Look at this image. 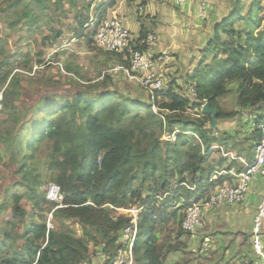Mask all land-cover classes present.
Returning <instances> with one entry per match:
<instances>
[{
    "label": "trees",
    "instance_id": "trees-1",
    "mask_svg": "<svg viewBox=\"0 0 264 264\" xmlns=\"http://www.w3.org/2000/svg\"><path fill=\"white\" fill-rule=\"evenodd\" d=\"M246 1L234 0L229 15L213 24L214 37L203 51L212 53L209 69L198 68L185 76L187 93L192 88L196 94L191 99L170 79L161 90L148 93L140 88L147 95L145 103L139 96L109 90L112 80L105 74L101 81L89 83L88 90L51 97L41 110L28 109L19 75L26 62L8 69L9 58L0 42V85L5 86L0 110L13 112V127L0 136L3 153L17 160L22 178L25 156L47 144L45 153L63 201L56 207L46 201L44 193L32 190L29 199L37 210L47 204L54 206L55 220L75 221L81 229L80 236L63 222L60 231L43 222H33L16 236L3 229L0 264H90L83 261L89 242L96 240L94 234L100 238L101 251L109 256L107 264H112L116 252L126 248L117 241L131 220L121 211L132 207L138 213L131 264H169V254L181 250L178 238L188 234L181 228L188 204L205 200L225 183L222 178L212 179L217 170L209 163L210 149H237L229 133L209 129L210 117L202 113L203 105L217 111V123L231 117L218 99L235 85L237 106L256 112L250 148L263 137L257 127L264 121V9L260 0H254L243 15ZM65 2L77 5L74 0H7L0 3V13L6 20L7 14L13 16L10 29L21 23L28 30L50 28L52 34L42 43L52 47L61 31L55 29L51 12L66 16L68 12L61 10ZM76 19L75 34L88 24L89 16L78 19L77 15ZM239 22L244 23L245 37L234 29ZM220 32L228 40L222 39ZM112 55L125 57L117 63L129 67L127 54ZM40 57L41 52L36 59L41 65ZM72 76L76 82L83 81L80 75ZM17 108L23 111L15 113ZM167 134H174L175 140L165 139ZM20 184L10 187V196L12 214L23 222L25 212L17 206L20 195L13 193Z\"/></svg>",
    "mask_w": 264,
    "mask_h": 264
},
{
    "label": "rangeland",
    "instance_id": "rangeland-1",
    "mask_svg": "<svg viewBox=\"0 0 264 264\" xmlns=\"http://www.w3.org/2000/svg\"><path fill=\"white\" fill-rule=\"evenodd\" d=\"M7 0H0V3H4ZM76 1L77 5H72L70 2H65L61 8L64 11H67V15H62L60 11L51 12V16L53 17L54 21V27L57 30H60L61 32L64 31V36H70L72 34H75L74 28L75 23L77 21L76 17L78 15V19H83L86 16H89L88 24L84 25L83 27H80V29L77 32V35L81 37V41L85 42L89 41L91 44V49L93 52L97 54L104 53L102 51H99L93 43L92 39V31L93 28L89 27L92 23V21L98 18V14L100 11H95L97 9V5H102L105 3L106 0H74ZM212 3L209 6V0H208V7H207V13H205V18L203 20L199 19L198 17L195 18H189L192 20V23H196L201 26L202 28V42H197L193 40L195 37L196 30H199L197 27H194V24L191 25V31H195L194 33H188V29L184 27L181 30V38L187 37V41L191 39L192 42H196V50H188L186 51L187 56H195L192 57V65H194L192 68L194 70L200 68L204 70H208L210 64L212 63V53H206L204 54V48L206 43L209 39H212L213 32H212V23L219 22L222 18H225L229 15L230 8L232 5V2L234 0H211ZM254 0H248L246 1V4L243 8V15L246 14L248 5ZM261 1V6L264 9V0ZM218 10V12H217ZM216 18H214L215 13ZM209 14V18L208 15ZM11 14H7V20L6 15L3 13H0V42L2 43L3 50L5 51V54L7 55V58H9V67L8 69H14L15 67H18L20 64H22L23 61L26 62L25 67H21L24 69V71H19L20 75V85L21 88L24 90L23 94V100L25 103L28 104V109L32 107V109H43L47 105L48 99L54 96L59 95H68L71 96L73 93H76L81 90H88L87 86H90L91 84L86 83H80L76 82L73 79L72 75H66V67H70L72 69V66L67 65V61H86V59H82L81 56H75V54H72V56H66L64 52L57 49L58 42L56 44H53L52 47L50 45L43 46L42 41H44L45 37H50L51 29L46 28L44 26L39 27L37 30L34 28L32 30H28L26 26H24L22 23L19 24L15 29L8 28V23L12 19ZM211 19V20H210ZM149 25H153L154 22H152V19L150 18L148 21ZM211 23V24H210ZM234 29L242 32L244 29V23L239 22L234 25ZM205 31L207 33H205ZM206 34V36H204ZM221 38L224 40H228L227 35L223 34V32H220ZM242 37H245V33H241ZM91 36V39L89 38ZM61 37V36H60ZM67 37V39H68ZM184 41V40H183ZM61 43V42H59ZM204 43V45H203ZM62 44V43H61ZM190 45V44H189ZM201 47V49H199ZM55 49V50H54ZM54 51H57L55 53ZM41 52V65L37 64V53ZM55 53V54H54ZM42 54L44 56H42ZM52 54L51 60L48 58L49 55ZM70 55V54H69ZM112 55V54H110ZM113 56V55H112ZM77 57H80V60L77 59ZM125 58V57H124ZM178 57L175 58V61H177ZM191 61V59H190ZM50 62V63H48ZM51 64V65H49ZM58 64V65H57ZM40 65V66H39ZM88 65V64H85ZM110 66V65H109ZM112 66V65H111ZM7 69V70H8ZM73 73H80L79 69L76 67L74 68ZM93 73L95 70V67L92 68ZM187 70V69H186ZM189 72V70H187ZM186 71V72H187ZM187 72V73H188ZM186 73V74H187ZM178 74L179 78H173V75L170 76L169 80L172 79L175 81L176 79H179L180 87L179 92L185 93V96L188 99H191L188 97L187 91H184L183 86L186 87L187 84H185V68L184 66H181V69L174 72V75ZM167 80V81H169ZM133 82V81H132ZM131 82V83H132ZM178 82V83H179ZM5 86L0 85V97L1 91ZM141 87L135 83L134 85L130 84L129 88L127 90L130 91L133 96H139L140 100H143L145 103L147 102V95L144 93L141 89ZM236 86L230 85V93L220 99H218V103L221 107V109L226 113L230 114L228 118H225L224 120L218 121L220 124V132H227L231 135V138L235 139L237 141L236 148L238 153H241V158L245 157L246 155H251V150L254 149V147L250 146L252 145V135H253V119L256 117V112L253 111V109H241L237 106L236 103ZM51 98V99H52ZM1 108V105H0ZM23 111L22 108H17L15 110V113H19ZM23 113V112H22ZM12 110L4 111L0 110V136L6 135V130H9L13 127V122L10 120L12 117ZM24 116V115H22ZM30 116L26 113V117L28 118ZM264 122V121H263ZM218 124V123H217ZM217 128V127H216ZM210 129V128H209ZM216 130V129H214ZM170 136V135H165ZM165 137V139H166ZM231 140V139H230ZM48 149L47 144H43L40 151L31 152V154L26 155L25 165L22 168V178L20 174L18 173L19 164L16 161L10 160L9 158L5 157V154L3 153L2 146L0 143V152H1V158H0V244L3 241V235L2 230H6L7 232L11 231L13 235H18L21 233L22 230L26 229L28 226H30L33 222L34 223H45L49 229H53L55 231H60L62 222L65 226L70 228L74 231V234L76 236L81 235V229L78 226V224L75 221H66L63 220H55L52 217V212L55 210L53 209L54 206L47 204L46 206L42 207L40 210H37L34 207V203L32 200L29 199V190L35 191L38 194H45L47 193V189L50 184H55L54 181V169L51 164L48 163L49 161V155L45 153V151ZM250 154H246L249 153ZM32 155V156H30ZM22 183L19 187H17L13 193L20 195V204L17 205L20 210L25 212V219L24 221H20L18 218H15L12 214V209L14 207V203L11 199V190L10 187L14 185L15 183ZM56 185V184H55ZM136 209L135 207L130 208ZM137 210V209H136ZM200 229V228H198ZM196 233L198 230L196 229ZM137 234V231L135 233V236ZM189 235V233H188ZM187 236V235H183ZM181 236V237H183ZM261 240H263L264 237V226L261 228L260 231ZM95 241H90L88 245V253L85 258L84 262H88L90 264H100L102 261L101 257L105 255V263L107 264V257H109L107 254H104V252L101 251V247L98 246L100 243V238H98L95 234ZM189 237V236H188ZM135 238V237H133ZM179 239V238H178ZM180 241L185 242V239H181ZM179 242V241H178ZM179 242V243H182ZM22 242H17V247L21 245ZM263 253H264V241L261 242ZM133 242L131 245H127L124 251H122L121 258L125 261L126 264L130 263V260H132V254H131V248H132ZM181 250H185L184 252L181 251V254L179 258H175L174 261H171V257L178 253H172L170 256H168L167 263H174V264H193L194 261L198 258V253L188 252L187 250H192L193 247H189L182 243ZM209 248V244H208ZM11 250V249H10ZM208 250V249H207ZM206 251L200 250L201 253L206 254ZM130 251V254H129ZM98 252V253H97ZM102 252V253H101ZM4 254V253H3ZM250 254L252 256H257L258 259H260L259 255L254 251L253 247L250 246ZM6 256L10 255V251L5 254ZM114 261L116 262L118 259V251L115 254ZM256 258V259H257ZM128 259V260H126ZM102 263V262H101ZM131 264V263H130Z\"/></svg>",
    "mask_w": 264,
    "mask_h": 264
},
{
    "label": "crops",
    "instance_id": "crops-1",
    "mask_svg": "<svg viewBox=\"0 0 264 264\" xmlns=\"http://www.w3.org/2000/svg\"><path fill=\"white\" fill-rule=\"evenodd\" d=\"M192 2L190 7L179 9L172 3L159 0H106L102 5H97L95 11H100L102 17L113 15L121 18L124 26L132 36L155 34L158 38L156 53L166 52L170 56V59L162 65L156 64L158 66L157 69L162 72L161 75L166 82L172 75L173 78H179V75H174V72L178 69L180 70L181 66H184L185 74L188 72L187 70H189L187 74H191L195 69L192 68L194 65L191 63L192 57L195 56H187L185 54H187L186 51L188 50H196L197 46L194 45L196 42H192L191 39L187 41V37L181 38V30L184 27L188 29V33L195 32L191 31L190 27L194 23L189 18L198 17L197 3L194 0ZM211 3L212 1L209 0V6ZM217 12L214 18H216ZM207 16L209 18V14ZM150 18L154 22L153 25L148 24ZM194 27L199 30H196L193 40L198 43L202 42L201 26L195 23ZM141 32L143 33L141 34ZM205 33L207 32L205 31ZM64 34V31H62L61 37L56 41L58 42L57 49L64 52L68 57L75 54V56H81L82 59H86V61H76V59L75 61H67V65L70 64L69 66H72V69L66 67V75H80L83 80L79 81L80 83H85V81L94 83L101 81L102 77L107 74L112 80V86H108L109 90H114L124 95L128 93L132 95L130 92L132 90L127 89L130 84L134 85V83L128 81L120 73L111 72V69L118 65L117 61L124 60L121 55H118L117 59L110 54L96 53L95 55V52L89 49L77 34L67 36L68 39ZM54 52L57 53V51ZM52 57L51 54L48 58L51 60ZM176 57H178L177 61H175ZM77 59L80 60V57H77ZM76 67L79 69V74L73 73ZM93 67H95V71L91 73ZM178 80L176 79L175 82L180 87ZM183 89L186 91L187 87L183 86ZM216 127V130H220L219 122ZM210 151L209 163L214 165L217 170V173L212 175V179L222 178L225 183L229 182V179L233 180V174L241 171L246 164L251 163L254 159V149L250 151V156L246 155L243 158H241V153H238L237 149L225 151L219 146H213ZM250 152L246 154H250ZM218 162H220L219 165ZM263 187V181L258 178L250 186L248 194L242 203L237 205L223 204L205 209L203 223L200 229H197L198 232L196 233L195 230L189 235L187 234V236L178 239L179 242H182L180 241L181 239H185L186 241L182 243L193 247L192 250H187L188 252L198 253L197 256L200 259L197 258L193 264H261L257 256L250 254V246H252L253 219L260 202ZM206 240H208L209 248L207 253L203 254L200 252L201 244ZM263 241L264 237L261 242ZM181 251L184 252L185 250H180L173 256L171 255L172 253L169 254V256H172L171 261L179 258Z\"/></svg>",
    "mask_w": 264,
    "mask_h": 264
},
{
    "label": "built area",
    "instance_id": "built-area-1",
    "mask_svg": "<svg viewBox=\"0 0 264 264\" xmlns=\"http://www.w3.org/2000/svg\"><path fill=\"white\" fill-rule=\"evenodd\" d=\"M172 3L177 8L190 7L193 0H159ZM197 5L198 18L203 20L207 12L208 0H194ZM92 21L89 27L93 28L92 40L94 46L104 53L109 54H127L129 67L121 64L115 65L111 72L122 74L128 81L137 83L142 89L151 93L155 90H161L164 86L165 79L161 75V71L157 69V63L162 65L170 59L166 52L156 53L155 49L158 46V38L155 34H147L144 37H134L130 34L128 29L124 26L121 18L113 15H105L99 19ZM196 94L192 88L189 89L188 97H195ZM1 100V97H0ZM156 110L154 109V112ZM261 133L262 138L254 146V159L251 163L246 164L245 167L233 174V180L225 183L212 191L207 198L198 202L188 204L184 211L181 228L187 233L194 232L200 228L203 223V213L207 208H214L223 204L237 205L242 203L250 186L256 179H260L264 183V122L257 127ZM166 139L174 141V134L167 136ZM45 199L48 203L55 206H61L63 195L60 189L55 184H50ZM123 214L131 216L130 224L124 228L121 233L118 244L126 246L134 241L137 230V213L138 210L131 209L121 211ZM264 226V187L255 217L253 219L252 231V247L259 255L261 264H264V253L262 249L260 231ZM208 240L203 241L201 250L208 249ZM125 249H122L124 251ZM122 251L118 250L117 261L114 259L112 264H126L121 258ZM98 253V252H97ZM102 253V252H101ZM130 254V251H129ZM131 255V254H130ZM102 263H105V255L101 257ZM128 260V259H126ZM131 263V260H130ZM129 263V264H130Z\"/></svg>",
    "mask_w": 264,
    "mask_h": 264
},
{
    "label": "water",
    "instance_id": "water-1",
    "mask_svg": "<svg viewBox=\"0 0 264 264\" xmlns=\"http://www.w3.org/2000/svg\"><path fill=\"white\" fill-rule=\"evenodd\" d=\"M202 113L204 115H209L210 117V129L214 130L217 125L216 115L217 111L215 109L210 108L207 104H204L202 107Z\"/></svg>",
    "mask_w": 264,
    "mask_h": 264
},
{
    "label": "clouds",
    "instance_id": "clouds-1",
    "mask_svg": "<svg viewBox=\"0 0 264 264\" xmlns=\"http://www.w3.org/2000/svg\"><path fill=\"white\" fill-rule=\"evenodd\" d=\"M57 207V206H56ZM123 211V210H122Z\"/></svg>",
    "mask_w": 264,
    "mask_h": 264
}]
</instances>
